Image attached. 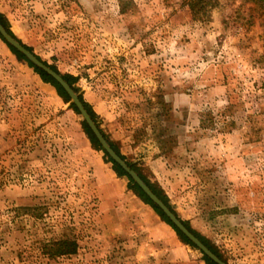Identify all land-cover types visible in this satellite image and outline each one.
<instances>
[{"label":"rangeland","instance_id":"obj_1","mask_svg":"<svg viewBox=\"0 0 264 264\" xmlns=\"http://www.w3.org/2000/svg\"><path fill=\"white\" fill-rule=\"evenodd\" d=\"M243 2L206 21L184 0H0V13L73 77L107 141L181 220L228 264H264V17ZM72 105L0 38V264H208ZM66 238L76 254L45 255Z\"/></svg>","mask_w":264,"mask_h":264},{"label":"trees","instance_id":"obj_2","mask_svg":"<svg viewBox=\"0 0 264 264\" xmlns=\"http://www.w3.org/2000/svg\"><path fill=\"white\" fill-rule=\"evenodd\" d=\"M223 0H184V4L189 8L192 19L193 20H200V21H206L211 18V13L213 10L218 8L221 5V2ZM247 2H252L254 3L255 6L250 7L251 10H258L261 14V17H264V0H244V4ZM124 9V5H123ZM0 20L4 27L7 29V31L18 41H20L16 35L12 32L10 26L8 25L7 21L3 17V15L0 13ZM0 38L7 44L9 49L20 59L25 62H27L31 68L35 70V72L42 78V80L46 83L51 84L53 87L56 88L58 94L60 97L63 98V100L66 103L70 102V97L67 94V92L64 90V88L50 75H48L46 72H44L42 69L36 67L32 62H30L24 55H22L19 51H17L14 47H12L10 44L6 42V40L1 36ZM21 42V41H20ZM22 43V42H21ZM25 47L30 50L31 52H34L33 48L25 45ZM40 60H42L45 64H48L47 61L43 60L40 56H38ZM52 69H54L57 73L61 74L58 69L50 65ZM63 78L71 85L74 87V80L71 75L67 74H61ZM74 89L77 91V88L74 87ZM80 100L83 102L85 108L88 110L90 113L91 117L96 120V114L92 110L91 106L85 102L82 98L80 97ZM78 114H80L78 108L75 105L71 106ZM84 127L85 130L93 142V144L100 150H103L98 139L88 126L86 122H84ZM111 146L116 150V152L125 160L124 156L120 154V152L116 149V147L110 142ZM107 155V154H106ZM111 162H113L115 169L123 176H127L131 182V188L134 190V192L148 205H150L154 211L162 218V220L167 223L169 226H171L176 233L183 239L184 242L187 244L192 245L193 247H196L195 244H193L175 225L174 223L166 216V214L157 206L153 203V201L144 193V191L137 185L134 184V181L128 173H126L115 161L110 159ZM141 177L145 180V182L153 189V191L169 206V208L178 216L177 212L172 208V206L169 204L167 196L157 189L155 186H153L148 179H146L142 174H140ZM179 217V216H178ZM183 221V220H182ZM183 223L189 228L191 232H193L206 246H208L214 253H216L222 260V256L212 248L208 244V242L199 234L197 233L194 229H192L187 221H183ZM79 244L76 240H72L69 238H66L64 240H59V241H50L46 243L43 247V252L45 255H47L50 258H55L58 256H63V255H71V254H76L79 250ZM204 259L208 264H216L214 263L208 256L204 255ZM225 261V260H224ZM226 262V261H225Z\"/></svg>","mask_w":264,"mask_h":264},{"label":"water","instance_id":"obj_3","mask_svg":"<svg viewBox=\"0 0 264 264\" xmlns=\"http://www.w3.org/2000/svg\"><path fill=\"white\" fill-rule=\"evenodd\" d=\"M0 34L6 40L8 44L14 47L22 55H24L30 62L36 67L42 69L48 75L53 77L67 92L71 102L76 105L81 116L85 122L89 125L90 129L98 139L103 149L108 155L126 172L132 177L134 182L144 191V193L157 205L166 216L174 223V225L193 243L198 249H200L208 258H210L216 264H228L222 260L216 253H214L208 246H206L189 228L183 223V221L169 208V206L153 191V189L145 182V180L130 167V165L112 148L111 144L105 138L103 132L91 117L88 110L85 108L83 102L80 100L79 95L75 92L73 87L63 78V76L57 73L50 67L49 64H45L38 56L28 50L24 44L14 38L4 27L0 20Z\"/></svg>","mask_w":264,"mask_h":264}]
</instances>
